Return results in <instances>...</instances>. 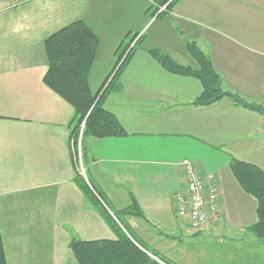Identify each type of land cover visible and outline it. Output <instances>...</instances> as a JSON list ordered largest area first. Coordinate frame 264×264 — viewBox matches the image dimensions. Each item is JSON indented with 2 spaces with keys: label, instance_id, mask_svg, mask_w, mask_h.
<instances>
[{
  "label": "crops",
  "instance_id": "1",
  "mask_svg": "<svg viewBox=\"0 0 264 264\" xmlns=\"http://www.w3.org/2000/svg\"><path fill=\"white\" fill-rule=\"evenodd\" d=\"M249 1L179 0L161 15L150 16L149 27H155L142 33L103 104L125 134L82 137L81 133L86 180L103 193L112 210L127 206L133 198L143 215L131 217L155 228V233L143 231L137 221L130 228L147 236L140 239L177 264L182 259L174 239L180 217L171 196L182 186L184 159L213 173L219 188L220 220L199 231L190 229L194 239L211 243L221 256L234 254L244 264L260 260L264 264V238L250 229L257 220V200L241 188L229 167L236 159L264 170V118L226 95L207 105L193 103L202 90L199 80L167 71L148 50L196 67L187 50L194 42L219 74L222 90L264 105V97L250 92L248 83L238 78V73L244 74L237 71V58L230 54L251 36L239 26L245 12H235L237 4L245 11L251 8ZM133 2L141 5L135 7V23ZM157 3L23 0L10 7L0 0V234L7 264H73L71 239L116 237L73 180L74 109L43 82L44 40L73 21L87 23L97 37L88 77L90 90L96 92L112 77L127 36L143 30L148 8ZM22 12L30 13L29 26L14 33L9 23ZM252 64L247 63L248 75L264 73V62L257 59ZM188 251V264H196L199 249Z\"/></svg>",
  "mask_w": 264,
  "mask_h": 264
},
{
  "label": "trees",
  "instance_id": "2",
  "mask_svg": "<svg viewBox=\"0 0 264 264\" xmlns=\"http://www.w3.org/2000/svg\"><path fill=\"white\" fill-rule=\"evenodd\" d=\"M177 1L179 0H157L158 3L151 16L156 14L159 16L164 11H168ZM161 7H163L162 10H160ZM141 36L142 34L139 36L135 34L130 42L125 44L113 68L112 77L109 81L105 80L96 92H91L88 77L95 56L97 37L87 23L83 20L73 21L44 40L47 68L43 75V82L73 107L74 116L70 135L75 139V144L83 121L82 137L125 134L115 116L107 111L103 104L112 84L117 81L132 56L135 45L140 42ZM187 50L196 61V67L181 64L156 49H149L148 52L167 71L193 76L199 80L202 90L193 103L207 105L215 102L224 96L220 95L219 74L214 70L210 59L194 42L187 45ZM229 167L241 188L257 200V220L250 229L256 237L264 238V170L254 164L236 159L230 160ZM73 180L93 209L109 227L116 231L114 239L88 241L71 239L68 245L74 259L73 264H177L131 233L122 215H143L133 198L127 206L112 210L103 193L77 170ZM0 264H7L1 234Z\"/></svg>",
  "mask_w": 264,
  "mask_h": 264
},
{
  "label": "rangeland",
  "instance_id": "3",
  "mask_svg": "<svg viewBox=\"0 0 264 264\" xmlns=\"http://www.w3.org/2000/svg\"><path fill=\"white\" fill-rule=\"evenodd\" d=\"M248 4H250L251 8L247 9V11L243 10L240 7V4H237L238 10H236L235 12H245V16L244 19H240L238 20L239 22V26L242 25L243 28L247 29L246 32L248 31V33L251 35L249 36H245V39H243V42L238 45L235 46L236 50L235 51H231L230 50V54L233 55V57H236V69L237 71H243L242 74H244L243 76L238 73V78L240 79H244L247 83H248V87H249V91L250 92H255L258 93L259 95H262L264 97V73L256 76V75H248L249 69L247 66L248 62H252V67L256 65V60L258 59V62H264V0H250L249 2H247ZM133 4V10H132V17L134 19H132L135 23L136 20V14H137V10H136V6L141 8V5H137L135 2L132 3ZM226 3H221L220 6L226 7ZM153 6V5H152ZM152 6H150L148 8V12L147 13V23L145 24V26L143 27V30L138 31L139 34L145 33V31L148 29L149 32L152 27H155V25L150 26V16L154 10V8H152ZM221 12H230L229 10L225 9H218ZM242 10V11H240ZM217 11V10H214ZM244 14V13H243ZM152 20V19H151ZM137 32V33H138ZM229 32V31H228ZM135 35V32H132L131 34H129L125 40V43L122 47V50L124 49V46L126 43L130 42V40L132 39V37ZM247 38V39H246ZM230 46H233L232 44H230ZM241 46V47H239ZM250 49V50H249ZM121 50V51H122ZM251 67V68H252ZM251 72V71H250ZM93 87L95 86V82H91ZM251 83V84H250ZM250 84V85H249ZM93 92V91H91ZM76 163L79 165L81 164V157L78 159H75ZM123 221L125 222V224L129 227L130 231L132 234H134V236L141 240L142 238H144L145 240L148 238L146 236V238L144 236H142V234H140V232L135 229V228H130L132 227L131 224L134 221H137L140 226L141 229L144 231L148 230V232L155 233V228H151L150 226H147L145 224L144 221H142L141 219H133V217L129 216V215H122ZM178 224L180 226L179 230H177L175 232V240L178 243V251L177 253L181 254L182 259L181 260H175L180 264H188V249L193 247V248H197L199 249V259L196 260V264H206L205 261L208 262V264H244V262L241 259H238L237 256H235L234 254H228V253H223L221 256V253L216 252V250L214 251L213 249L210 248L211 243L208 242H204L202 240L199 239H194V236L191 234V230L189 228L188 225H186V223L184 222V220L180 217L177 218ZM137 235V236H136ZM140 237H142L140 239ZM143 241V240H141ZM144 242V241H143ZM227 245H230V243L226 242ZM149 247H152V243L149 242ZM205 247H207L206 250ZM221 252V251H220ZM257 252L258 257L260 256L259 252ZM229 255V256H228ZM263 262V260H260V264Z\"/></svg>",
  "mask_w": 264,
  "mask_h": 264
},
{
  "label": "built area",
  "instance_id": "4",
  "mask_svg": "<svg viewBox=\"0 0 264 264\" xmlns=\"http://www.w3.org/2000/svg\"><path fill=\"white\" fill-rule=\"evenodd\" d=\"M5 1L10 7H16L23 2V0ZM162 9L163 7L160 8ZM83 125L84 123L79 130L77 148L74 147L75 159L81 157L79 144ZM180 164L182 186L171 196L173 209L178 217L186 220L192 231H199L205 225L214 224L220 220L219 188L213 173L203 171L188 159L182 160ZM77 171L86 179L85 170L81 164H77ZM150 256L158 260L155 256L151 254Z\"/></svg>",
  "mask_w": 264,
  "mask_h": 264
},
{
  "label": "water",
  "instance_id": "5",
  "mask_svg": "<svg viewBox=\"0 0 264 264\" xmlns=\"http://www.w3.org/2000/svg\"><path fill=\"white\" fill-rule=\"evenodd\" d=\"M220 95H226V96H229L231 98H233L236 102L252 109V110H255L257 112H259L263 118H264V105H261V104H256V103H250L248 102L246 99H244L243 97H240L238 95H236L235 93L229 91V90H222L220 88Z\"/></svg>",
  "mask_w": 264,
  "mask_h": 264
},
{
  "label": "clouds",
  "instance_id": "6",
  "mask_svg": "<svg viewBox=\"0 0 264 264\" xmlns=\"http://www.w3.org/2000/svg\"><path fill=\"white\" fill-rule=\"evenodd\" d=\"M30 19L29 12H22L18 17H14L9 23L10 31L14 33H20L24 29H26L28 25V21Z\"/></svg>",
  "mask_w": 264,
  "mask_h": 264
}]
</instances>
